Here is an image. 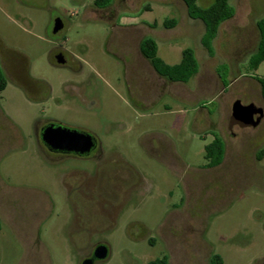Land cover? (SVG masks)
Listing matches in <instances>:
<instances>
[{
  "label": "rangeland",
  "instance_id": "1",
  "mask_svg": "<svg viewBox=\"0 0 264 264\" xmlns=\"http://www.w3.org/2000/svg\"><path fill=\"white\" fill-rule=\"evenodd\" d=\"M211 1L197 4L207 7ZM228 2L233 16L220 24L210 45L213 61L207 63L200 44L202 27L188 24L181 0H113L110 10L120 18V27L111 29L101 20L109 9L96 14L94 0H0V43L5 45L0 47V60L9 68L4 51L16 54L11 58L13 67L37 92L26 96L12 85L0 92V138L10 130V121L20 132L17 142L0 146V210L8 215V223L0 226V264H80L89 251L69 242L66 205L34 152L33 125L49 120L90 129L107 149L119 150L145 183L146 191L133 211L119 220L114 231L98 235L108 248L105 260L96 264H147L164 255L168 264H211L214 255L222 264H253L264 258V231L253 213L259 210L264 217V190L248 188L243 178L231 186L228 168L216 176L204 159L212 135L206 131L202 139L195 133L200 131L196 122L200 108L217 118L240 91L236 82L222 103L194 102L213 90L205 76L215 83L217 75L225 85L233 79L264 76V63L255 71L248 66V52L259 41L256 22L264 19V0ZM56 18L63 27L53 35ZM164 20L175 21L171 31L165 30ZM148 36L156 38V55L164 63L177 64L181 51L190 48L204 64L195 80L169 88V95L152 106L142 95L144 105L133 108L126 89L132 70H126L115 53L129 48L124 37L135 38L137 47ZM57 48L81 64L80 73L75 71L77 65L75 70L51 65V52ZM9 79L13 84L18 81ZM81 83L95 88L99 107L87 110L71 98L70 87ZM44 84L50 88L47 92ZM157 140L169 147L165 159L151 150ZM237 159L243 161L242 153ZM197 176L203 177L199 201L197 191L193 197L185 196L179 185L182 178H193L198 190ZM45 192L51 209L43 214L36 246H29L26 241L36 235L33 204L40 203ZM12 197L20 198L16 208ZM128 217L139 223L133 234L139 242L123 231Z\"/></svg>",
  "mask_w": 264,
  "mask_h": 264
},
{
  "label": "flooded vegetation",
  "instance_id": "2",
  "mask_svg": "<svg viewBox=\"0 0 264 264\" xmlns=\"http://www.w3.org/2000/svg\"><path fill=\"white\" fill-rule=\"evenodd\" d=\"M110 6L111 3L105 7L95 6V13L101 14L104 9H109V15L102 16L101 20H105V23L109 25L110 29L115 26L119 28L120 25L118 24V21L120 18L117 19V16L113 15L114 11L110 10ZM115 21L117 23H115ZM123 40L124 44L129 48H126V50L122 49V51L118 50V52L115 53V56L120 59L122 66L126 70H132V80L127 82L126 85L129 103L133 108L140 107L141 104L144 105L143 98L145 96L142 98V95H146L147 105L152 106L157 100L166 97V94L169 95L170 92H168V90L170 88V83L153 71L150 62L141 54L139 45L135 47V38L124 37ZM4 46L5 45L0 43V47ZM256 49L250 50L248 55L250 56L254 54ZM59 54L62 55L64 61L62 65H57L55 63V57ZM4 55L10 66L9 68L6 67L2 60H0V67L6 79V86H15L16 88L21 89L26 96H28V94L36 95L37 92L32 88L30 83L23 79L21 75H18L15 64L13 67L15 60L11 58H15L17 55L9 53L6 49ZM51 55L52 59L50 63L52 66L75 70V66L77 65L78 69L75 71L78 73L81 72V64L71 58L63 49H54L51 52ZM11 76L18 81L14 84L11 83L9 81ZM219 79L221 78L219 77ZM219 83H221L222 87L217 98L218 101L221 102L225 95L229 96L232 92L233 83L228 82L225 86L220 80ZM44 87L46 92L47 90H50V88L47 89L46 86ZM70 89L73 91L71 93V98L74 99L79 106L89 108L87 110L100 106L95 88H89V86L81 83L79 85L71 86ZM250 96L251 88H249V90L239 91L229 109L227 108L225 111H220V113L223 114L229 112V115L227 117L225 116L220 123L222 129L228 132L232 138L236 137V133H239L240 135L236 141V146L234 144H229V146L224 145L221 160L213 165L208 164V168H211L210 171L215 173L216 176L221 170L226 168L230 169L229 183L233 187L236 181L243 178L245 185H247L248 188L255 191H263L264 165L262 164V159L264 158V153L263 155L260 154L262 151L264 152V149H259V147L264 145V107L257 105L255 102L243 103V100H248ZM241 108H248L255 112L253 120L254 123L256 121V124L254 126L241 127L237 116L238 111ZM7 119L9 120L8 117ZM51 125L53 127L60 126L62 128H67L88 136L90 138V144L73 143L65 146L48 145L42 140V133ZM10 126V130L1 134L0 146H11L18 141L20 135L19 129L11 121ZM212 128L215 129V126ZM248 131H251L252 134L247 135L246 132ZM33 134L35 140L34 152L44 164V169L49 171L52 175L53 180L57 185V193L62 196L66 205V212L69 216L66 226L69 235V242L75 247L89 249V251L84 254V258L81 262L86 259H91L92 264L103 262L105 259L99 260L94 258V252L97 247L105 246L108 248L106 242L97 239L98 235L114 231L118 226L119 220H122V218L128 214L130 209L133 211L141 194L146 191L145 183L141 178L140 173L124 158V156L119 154V150H116L114 147L107 149L103 146L95 137L94 133L88 128L49 120L43 123H34ZM214 137L218 136L213 135V139ZM156 143L155 146H151V150L154 151L156 155L165 159L169 154L168 145L163 140H157ZM255 147L258 148V150L254 153L253 149ZM226 149L229 153L228 158H226ZM240 153L244 156L243 161L237 159V155ZM196 179L198 182L196 189L198 190H194L193 178H182L179 185L184 190L185 196L188 195L189 197H193V195H195L194 191H197L195 197L199 201L201 198L199 189L203 185V177L201 178L200 176H197ZM48 196V193L45 192L42 199L40 198V203L37 201V203L33 204L35 205L33 206V215L35 217L34 226L36 227V235H32L30 241H26L29 246L32 244L36 246L38 242L37 236L40 232L39 225L43 220V214L51 209L50 206L52 203H49L50 198ZM9 199L11 200L13 207L16 208L17 201L20 198L12 197ZM32 200L35 201V199ZM182 200L183 195L181 201ZM253 213L257 214L255 220L260 222L261 230L264 231L263 215L259 210H254ZM7 216L4 208L0 210V226L8 223ZM137 225H139V223L129 217L122 224L123 231L134 242H139V239L135 240L133 235L135 232L134 229ZM253 264H264V258L255 260Z\"/></svg>",
  "mask_w": 264,
  "mask_h": 264
},
{
  "label": "trees",
  "instance_id": "3",
  "mask_svg": "<svg viewBox=\"0 0 264 264\" xmlns=\"http://www.w3.org/2000/svg\"><path fill=\"white\" fill-rule=\"evenodd\" d=\"M113 0H94L96 7H105ZM185 5L187 16L190 19L200 20L204 26V34L202 43L205 49L210 52V43L215 38L220 24L233 16V8L228 0H212L207 7H200L198 0H181ZM163 25L166 28H172L175 25L174 20H164ZM257 27L260 33V41L255 53L251 56L248 66L251 71H255L257 67L264 62V19L257 21ZM141 54L150 62L154 71L161 77L171 82L186 83L196 73L197 63L194 52L190 48L181 51V58L177 64L168 65L157 57L156 42L147 37L142 39L139 45ZM47 89L49 87L44 84ZM261 88V96L264 100V77L259 80ZM6 87V79L0 67V92ZM263 151L260 155H263ZM223 155V148L218 137L204 147V159L208 164L213 165L219 162ZM259 155V156H260ZM147 264H168L167 257L161 256L149 261ZM211 264H222L221 258L214 255Z\"/></svg>",
  "mask_w": 264,
  "mask_h": 264
},
{
  "label": "crops",
  "instance_id": "4",
  "mask_svg": "<svg viewBox=\"0 0 264 264\" xmlns=\"http://www.w3.org/2000/svg\"><path fill=\"white\" fill-rule=\"evenodd\" d=\"M188 24L192 27V26H196L197 24H200L201 25V27H202V30H203V34H204V26H203V24H202V22L200 21V20H197V19H190L189 17H188ZM139 24H133V25H126V24H121V27H137ZM143 25V24H142ZM175 26V25H174ZM149 29H153L152 28V26H151V24H150V27H148ZM165 30H167V31H171L169 28H165ZM153 36V35H152ZM149 38H151L150 36H148ZM202 37H203V35H202ZM202 37H201V39H200V44H201V46L204 48V50L206 51V53H207V59H208V62L207 63H210V61H213L212 60V58H211V54H210V52H208L206 49H205V47H204V45H203V43H202ZM147 38V37H146ZM155 38V37H154ZM151 39H153V38H151ZM155 42H156V38L155 39H153ZM213 41V40H212ZM212 41H211V43H210V45H212ZM140 45V44H139ZM156 45H157V42H156ZM193 50V52H194V56H195V59H196V63H197V70H196V73L189 79V81H192V80H195L196 79V77H198V75L200 74V72H201V69H202V67H200V64H201V66H203V64L204 63H199V62H201L200 60H199V58L197 57V55H196V52H195V50L194 49H192ZM253 55V54H252ZM252 55H250V58H251V56ZM249 58V59H250ZM209 59H211V60H209ZM245 60V59H244ZM180 61V60H179ZM207 61V60H206ZM249 62V61H248ZM264 63V62H263ZM259 67V66H258ZM257 67V68H258ZM257 70V69H256ZM153 71H154V69H153ZM156 73V72H155ZM157 74V73H156ZM158 75V74H157ZM160 76V75H159ZM206 78H207V81H206V85L209 83L210 84V87L213 89L211 92H209V91H207L208 93H206L207 95H206V97H204L203 95L200 97V100H198V99H194V100H196V101H194V102H199V101H202L203 103L202 104H205V102H206V105L207 104H212V103H217L218 102V98H217V95H218V93L220 92V90H221V87H222V85H221V83L219 84V76H217L216 75V79H214V82L215 83H213V81H212V77H210V76H205ZM164 78V77H163ZM164 79H166V78H164ZM204 79V77L200 80V83L202 82V80ZM259 79L260 78H257V79H253V78H248V79H239V80H237V79H233L232 81H230V82H232L233 84H235L236 82H239V88H240V91H245V90H249V88H251V96H250V98H248V100H243V103H247V102H255L257 105H259V106H262V107H264V100H263V98H262V96H261V88H260V85H259ZM166 81H168L169 83H170V88L171 87H173V86H178V85H185V84H187L189 81H187L186 83H181V82H171V81H169V80H167L166 79ZM251 85V86H250ZM224 86H225V84H224ZM209 90H210V88H209ZM215 92H216V94H215ZM226 97H228V96H226ZM174 99H177V98H174ZM178 99H182V98H178ZM223 100V99H222ZM220 102V101H219ZM220 103H222V102H220ZM230 105L232 104V101L229 103ZM200 110V112H199V115H198V118H197V123L199 124V128H197V129H200V131H195V133H196V135L199 137V138H202V139H204L205 138V132L206 131H208V132H210V134L212 135V140H213V135H217L218 136V138L220 139V141H221V144H222V148H223V146L225 145H227V146H229V144H234L235 146H236V141L238 140V138H239V133H236L237 135H236V137H234V138H232L231 136H230V134H228V132H224L223 131V129H222V126H221V122H222V120H223V118L226 116H228L229 115V112L227 113V114H223V113H217L218 115H217V118H211L210 117V115H209V113L207 112V111H205V109L202 107V108H200L199 109ZM217 112H219V111H217ZM215 126V129L214 128H212V127H214ZM217 132H218V134H217ZM246 134L247 135H250V134H252V132L251 131H248V132H246ZM211 140V141H212ZM228 148V147H227ZM260 148H263L264 149V145H262V146H260L259 147V149ZM258 150V148H254L253 149V152L255 153L256 151ZM226 152H227V149H226ZM264 159V158H263ZM262 159V160H263Z\"/></svg>",
  "mask_w": 264,
  "mask_h": 264
},
{
  "label": "water",
  "instance_id": "5",
  "mask_svg": "<svg viewBox=\"0 0 264 264\" xmlns=\"http://www.w3.org/2000/svg\"><path fill=\"white\" fill-rule=\"evenodd\" d=\"M63 27V24L59 18H56L53 21L51 33L53 35L57 34ZM55 63L57 65H62L64 63L62 55L59 54L55 57ZM259 111V110H258ZM254 111L249 110L248 108H241L238 111V120L240 121L241 127L254 126L253 115ZM89 137L83 134L77 133L67 128H62L60 126L53 127L52 125L47 127L42 133V140L44 143L52 146H65L71 145L73 143L77 144H86L89 145ZM84 140V141H83ZM107 256V248L105 246H99L95 249L94 258L103 260ZM80 264H92L91 259H86Z\"/></svg>",
  "mask_w": 264,
  "mask_h": 264
}]
</instances>
